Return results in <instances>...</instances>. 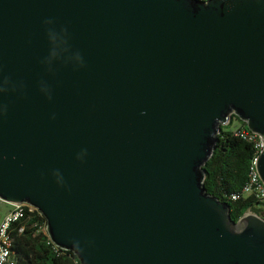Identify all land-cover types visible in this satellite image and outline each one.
I'll use <instances>...</instances> for the list:
<instances>
[{
  "label": "water",
  "instance_id": "obj_1",
  "mask_svg": "<svg viewBox=\"0 0 264 264\" xmlns=\"http://www.w3.org/2000/svg\"><path fill=\"white\" fill-rule=\"evenodd\" d=\"M233 115L264 144V0H0V198L81 264H264L203 185Z\"/></svg>",
  "mask_w": 264,
  "mask_h": 264
},
{
  "label": "trees",
  "instance_id": "obj_2",
  "mask_svg": "<svg viewBox=\"0 0 264 264\" xmlns=\"http://www.w3.org/2000/svg\"><path fill=\"white\" fill-rule=\"evenodd\" d=\"M234 121H239L240 126L232 129ZM240 128L248 130L246 124L233 115L231 122L222 126L213 155L202 168L205 173L203 185L208 194L229 205L234 221L249 211L264 218V203L254 197L231 200V196L241 192L248 181L250 166L257 156L255 144L236 135ZM12 250L16 264H81L72 251L62 250L50 240L46 218L37 211L27 213L15 223Z\"/></svg>",
  "mask_w": 264,
  "mask_h": 264
},
{
  "label": "built area",
  "instance_id": "obj_3",
  "mask_svg": "<svg viewBox=\"0 0 264 264\" xmlns=\"http://www.w3.org/2000/svg\"><path fill=\"white\" fill-rule=\"evenodd\" d=\"M208 2L210 0H198ZM236 135L242 139L255 144L257 156L254 157L249 169L248 181L244 185L241 192L233 194L231 200L237 201L242 197L252 196L257 201L264 203V185L256 171L255 163L258 155L264 148L262 137L256 133H252L244 128L236 130ZM0 203H5L0 198ZM12 208L3 216L0 221V264H16L15 253L12 250L13 231L15 223L25 218L27 213L39 212L37 208L29 204H11ZM42 214V213H41ZM43 215V214H42ZM21 232L23 229L20 230ZM59 248V247H58Z\"/></svg>",
  "mask_w": 264,
  "mask_h": 264
},
{
  "label": "rangeland",
  "instance_id": "obj_4",
  "mask_svg": "<svg viewBox=\"0 0 264 264\" xmlns=\"http://www.w3.org/2000/svg\"><path fill=\"white\" fill-rule=\"evenodd\" d=\"M240 126V122L239 121H234V123L231 125V128H236ZM10 204L8 203H0V219L2 218V216H4L6 210H8ZM248 213H253L251 211H249ZM255 214V213H253Z\"/></svg>",
  "mask_w": 264,
  "mask_h": 264
},
{
  "label": "crops",
  "instance_id": "obj_5",
  "mask_svg": "<svg viewBox=\"0 0 264 264\" xmlns=\"http://www.w3.org/2000/svg\"><path fill=\"white\" fill-rule=\"evenodd\" d=\"M11 208H12V206H11V204H10V206H9L8 210H6L5 214H6ZM5 214H4V215H5ZM2 218H3V216H2ZM2 218H1V219H2ZM1 219H0V221H1Z\"/></svg>",
  "mask_w": 264,
  "mask_h": 264
}]
</instances>
